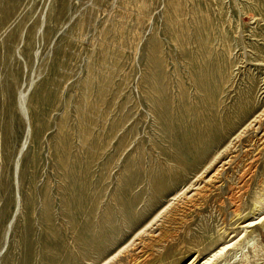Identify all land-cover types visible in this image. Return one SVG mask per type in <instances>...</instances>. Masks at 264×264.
<instances>
[{"label": "rangeland", "instance_id": "1", "mask_svg": "<svg viewBox=\"0 0 264 264\" xmlns=\"http://www.w3.org/2000/svg\"><path fill=\"white\" fill-rule=\"evenodd\" d=\"M0 264H264V0H0Z\"/></svg>", "mask_w": 264, "mask_h": 264}, {"label": "bare ground", "instance_id": "2", "mask_svg": "<svg viewBox=\"0 0 264 264\" xmlns=\"http://www.w3.org/2000/svg\"><path fill=\"white\" fill-rule=\"evenodd\" d=\"M9 11V10H8ZM19 37V36H18ZM16 78V77H15ZM17 79V78H16ZM15 85V84H14ZM18 87V86H17ZM17 95V94H16ZM16 95H14V96H16ZM15 99V98H14ZM241 175V174H240ZM238 189V188H237ZM234 201V200H233ZM236 211V210H235ZM250 225V224H249ZM160 236V235H159Z\"/></svg>", "mask_w": 264, "mask_h": 264}]
</instances>
